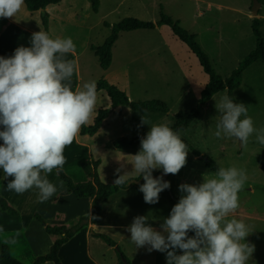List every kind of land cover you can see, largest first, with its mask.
Segmentation results:
<instances>
[{
  "label": "rangeland",
  "instance_id": "1",
  "mask_svg": "<svg viewBox=\"0 0 264 264\" xmlns=\"http://www.w3.org/2000/svg\"><path fill=\"white\" fill-rule=\"evenodd\" d=\"M219 5L250 7L251 12L252 0H99L97 11L91 8L90 0H60L58 4L48 6L47 15L41 10L29 11L22 2L13 3L14 12L10 13L8 9L6 13L31 29L32 34L13 26H6L5 30L0 12V47L13 56L8 65L13 68L11 73L26 74L32 65V49L44 43L43 39L62 49L51 53L44 63L69 60L65 69L67 81L61 85L58 100L51 106L44 101H24L15 81L14 91L8 89V97L2 101L3 117L9 123L48 111H55L56 117L35 127L27 146L22 143V137L6 135L7 144L12 147L7 148L12 151L29 152L43 146L52 150L46 161L42 188L27 169L14 163L13 157L3 156L7 176L0 183V193L11 199L9 202L17 208L19 216L0 211V229L5 231L15 225L28 227V237L36 251L43 253L42 246L51 237L34 214L38 213L49 225H58V221L64 219V215L49 218V205L37 203L43 189L46 194H51L61 187L58 169L73 181H84L82 163L97 161L99 178L111 183L115 175L123 179L139 178L141 170L157 173L158 167H164L166 155L165 151L160 152V147L131 145L117 148L113 141L124 136L156 137L163 133L174 113L195 106L206 75L197 63L199 70L192 65L191 73L184 72V83L181 71L173 68L165 55L167 66H163L161 74H152L148 67H142L144 74H132L131 82H124L123 54L128 47L131 51L138 50L143 43L148 44L147 48L154 44L157 47L159 41H163L166 45L163 43L156 49L159 54L185 51L193 56L187 45L165 25L120 34L112 46L113 64L109 72L99 66L90 45H101L109 35L111 25L125 17L155 22L163 12L178 20L188 32L198 33L212 67L226 78L245 51L240 46V38L248 35L253 38V35L246 17L232 22L228 16L234 14L226 9L219 11ZM208 7L211 10L207 11ZM260 7L258 18L259 12L264 14V0ZM200 11L205 14L200 15ZM236 25L241 28L238 35L232 32ZM261 31L264 36V25ZM74 51L79 53L80 79L77 82ZM133 66L128 65L130 69ZM22 69L25 71L21 72ZM99 79L123 90L130 100H162L169 111L135 112L129 107H119L109 112L95 134L81 135L76 123L79 126L92 124L98 111L110 105L104 90L89 91ZM141 85L151 89H141ZM0 86L3 95V84ZM233 97L238 115L233 113L226 90L219 91L204 104L199 116L181 135L201 155L212 159L218 172L206 167L181 141L172 143L167 182L173 194L195 211L197 219L191 223L196 225V231L184 248H180L178 239L186 229L183 224L187 219L168 201L162 180L151 178L129 191H120L106 203L102 214L105 225L98 226L96 231L112 238L116 246H109L95 234L90 235L88 249L98 264H119L121 254L117 247L130 264H264V62L255 63L243 73ZM77 132L78 140H75ZM66 205L72 207L69 203ZM78 210L81 216H67L65 225L88 217L86 198L80 201ZM67 213L72 212L68 209ZM82 222L88 223V220L82 219ZM4 235L0 232V245H7L1 242ZM64 257L66 264H94L86 257L84 246L79 248L76 256H71L69 249L65 250Z\"/></svg>",
  "mask_w": 264,
  "mask_h": 264
},
{
  "label": "trees",
  "instance_id": "2",
  "mask_svg": "<svg viewBox=\"0 0 264 264\" xmlns=\"http://www.w3.org/2000/svg\"><path fill=\"white\" fill-rule=\"evenodd\" d=\"M23 2L25 7L29 11L41 10L44 12L45 8L57 4L60 0H0V10L5 5L13 2ZM261 4L263 0H258ZM91 8L93 11H97L99 6V0H90ZM45 13V12H44ZM46 14V13H45ZM166 25L172 33L183 43L187 45L190 51L196 56L203 72L208 76V81L202 88L197 103L193 108L188 111H177L173 114V124L165 130L163 133L156 137H121L119 140L113 141V145L117 148H123L125 146L139 145V146H159L166 151L172 149V142L174 140L181 141L191 153L197 157L206 167L218 172V166L215 162L195 149L188 141L182 136L181 132L185 130L190 123L195 120L202 110L204 104L210 100V98L217 92L226 90L227 97L231 103L234 115L237 114L236 102L233 97V91L240 85L242 80L243 71L250 66L253 62L260 60L264 62V37L260 30V19L255 16L251 21V31L255 39V47L251 49L232 70L230 75L226 78H222L212 67L210 59L207 53L202 49L200 44L196 40V36L193 33L188 32L183 28L178 20H173L171 17L160 12V17L157 21H145L135 17H125L111 25V31L105 38L103 43L99 46L90 45V49L93 50L97 57L99 66L102 69L109 67L111 63V48L113 43L118 38V34L123 31H132L139 29H154L156 26ZM46 50L44 43H39L34 46L32 53V65L27 70L24 76H17L13 73H7L3 70L0 71V78H9L17 82L22 98L24 101H29L28 90L32 87H36L40 84L39 74L41 72L55 74L64 78H67L66 66L68 61L59 62L56 64L46 65L43 62V54ZM104 90L109 98V108L100 109L94 118V121L90 125L80 124L79 133L81 135L89 134L93 135L101 127L103 120L108 116L109 112L114 108L129 107L135 112L144 111H156L160 113H167L169 107L165 102L159 99H147V100H130L127 94L118 88L117 86L109 83L106 80L99 79L96 82L94 88L90 89V92ZM55 116V111H48L36 116L25 118L18 122H7L3 117L1 92H0V145L3 147V152L0 153V180L2 177V158L4 155L11 156L16 159H25L33 167L35 171V179L40 182L44 173L43 155L45 149H39L35 152H13L3 145V133L9 132L14 136L27 137L28 131L33 125H41L45 120L51 119ZM165 162V159H164ZM97 161L93 163L90 161L82 163V169L87 177L84 181H73L68 177L61 169L57 170L58 177L64 182L65 188L60 194H72L78 198H88L91 200V212L89 217H81L78 222L72 225H49L45 224L44 219L35 213L34 217L44 225V231L47 234L57 236L51 243L47 252L39 254L31 263H24L15 258L6 244L0 245V264H43L46 261H52L54 264H62L58 257V252L61 246L66 243L75 233H77L87 223L80 221L86 219L91 223H96L100 217L103 203L109 198V196L120 189H125L130 185H133L134 178L123 179L118 175L113 177L111 183L103 182L96 171ZM143 172V174L147 173ZM142 175V174H141ZM138 178V177H137ZM151 178H144L142 182L150 180ZM167 199L174 207L176 212L180 215H184L190 225L184 230L182 235L178 239V245L184 246L186 242L194 235L196 231V225L192 226L191 223H195L196 213L189 205L183 202L179 197L173 194L170 186L164 185ZM0 209L8 212L11 215H17L18 210L13 207L8 200L0 193ZM96 236L101 237L109 246H116V242L104 233H94ZM118 252L121 254L119 258V264H130L129 260L122 254L120 248ZM166 264H174L173 262H167Z\"/></svg>",
  "mask_w": 264,
  "mask_h": 264
},
{
  "label": "crops",
  "instance_id": "3",
  "mask_svg": "<svg viewBox=\"0 0 264 264\" xmlns=\"http://www.w3.org/2000/svg\"><path fill=\"white\" fill-rule=\"evenodd\" d=\"M19 2H21V1H19ZM13 3H15V2H13ZM13 3H8L7 5H5V7L2 10H0L1 14L4 17V23L2 25L4 27H6V26L7 27L8 26L18 27L19 29H21L23 31H26L29 34H32L33 32L31 31V29L27 28L22 23L19 24L17 21H14L13 17L10 16V15H8L6 13L8 9H9L8 12H10V13L14 12V9L15 8H13V7H15V6H13ZM219 8H220L219 11H222V9H226L228 12H231V13L234 14V16L232 14H231V16H228L229 18H231V21L232 22L239 21L241 19V17H246V20H247L248 24H250V27H251V21H252V18L254 17V15H252V13L250 12V7L241 8V7H235V6H226V5L223 6V5H219ZM260 8H259V10H260ZM48 10H49L48 7H46L45 10H44V12L46 13V15L48 14ZM209 10H211L210 7L207 8V11H209ZM38 11H40V10H38ZM199 13H200V15H204L205 14L204 11H200ZM258 16H259V19H260V30H261L262 25H264V14H261L259 12V15ZM161 26H163V25H161ZM7 27L5 28V30L7 29ZM158 27L159 26H156L154 29H156V28L158 29ZM240 30H241V28L239 27V25H236V30H232V32L235 33L236 35H238L240 33ZM129 32H131V31H123V32H120L118 34V38H119V35L120 34H122V33H129ZM195 36L197 38V41L200 43V46L207 53V51L205 50L203 44L198 39V33H196ZM251 37H252L251 35H248L247 37L240 38V40H239L240 41V46L243 47L245 51H244L242 57L240 59H238L239 61L251 49H253L255 47L254 39H253L254 36H253V38H251ZM118 38L116 39V41L113 44H115L118 41ZM43 40H44V43L46 45V50H45V52L43 54V62H44L45 58L49 57L51 53H57V51H60L62 49L60 47L55 46L53 43L46 41L45 39H43ZM163 43H164V45H166L165 42H163V41L160 42L159 41V43H158L159 46H157V47H155V44H154L152 46L149 45V48H147V45L148 44L143 43L142 44L143 46H141L138 50L135 49V50H132L131 51V48L130 47L124 49L123 58H124V64H125V66L123 68L124 72H122L124 82H131V75L132 74H134V75L135 74L136 75L137 74L138 75L144 74L145 70L142 69V67H148L149 72L152 73V74H161V70H162L163 66H167V64H166V62L164 60V58H165L164 56L165 55L169 57L170 65L173 68L178 69V70L181 71V76H182L181 78H182V81L184 83H186V79H185V76H184L185 73L184 72H187L188 71L189 73H191L190 71L192 70L191 69V66L192 65H194V69L199 70V68H197L198 66H196L197 63L199 65V67L201 68V66H200V64H199L196 56L190 51L189 48H188L189 51L192 53V55L195 58H192L193 56H190L191 54H188V52H185V51H182V52H176V51L175 52H172V51H170L167 54H165V53L159 54V51H156V49H159L160 46H161V44H163ZM73 53L74 54L72 55V57H73V61L75 63L74 64L75 65V68H76V70H75V76H76V82H77V80L80 79V72H79V70L77 68V66H78V55H79V53H75V51ZM111 54H112V48H111ZM12 58H13V56L9 52L4 51V49L0 47V61H1L0 62V69L1 70H3V71L7 70L6 72L11 73L10 70L11 69L13 70V68H11V67L9 68L8 65L13 61ZM31 58H32V53H31ZM194 59H196V60H194ZM188 60H190V61H188ZM65 61H68L69 62L68 59H65ZM259 61L260 60H257L255 62H253L250 66H248L243 71V73L247 69H249L250 67H253V65L255 63L259 62ZM135 62H137V63H135ZM261 62H263V61H261ZM44 64L49 65V63H44ZM112 64H113V55L111 57V63L109 65V67L106 68V69H104V71L109 72L110 71V67H111ZM132 64H134V66L132 68L133 70L128 67V65H132ZM237 64H236V66H237ZM26 65H27V63H26ZM201 70H202V68H201ZM24 71H25V69H22L21 72H24ZM117 71H120V70H117ZM21 72H20V74H21ZM243 73H242V77H243ZM206 77H207V80H205V79L203 80L204 85L208 81V76L206 75ZM58 78H60V79H58ZM39 79H40V84L38 86L32 87V88H30L28 90V92H29V101H32V102H40V103H43V101H44V102H48L49 105H47V106H51L53 104V101L58 100L59 93L61 92V88H62L61 85L62 84L65 85L64 82L67 81V80L64 77H61V76H58V75H55V74H51V73H46V72H41L39 74ZM241 82H242V80H241ZM13 83H14V80H11V79H9L7 77L0 78V84H3V87H4V94H3L4 97H3L2 90H1V86H0L1 102L8 97V93H7L8 92L7 91L8 89H10V91L11 90L14 91L15 86H13ZM125 85H123V89L124 90H126V87H124ZM204 85H203V87H204ZM118 86H119V84H118ZM3 87H2V89H3ZM76 88H77V86H76ZM140 88L141 89H147V90L151 89V88H148V87H145V86L142 87V85L140 86ZM185 88L188 89V87H186V86H185ZM60 99H61V96H60ZM115 109H117V108H114L113 110H115ZM158 113H160V112H158ZM54 117H56V116H54ZM53 118L45 120L41 125H33L30 128V130L28 131L27 137L26 138H23L22 137V139H23L22 140V143L25 146L29 145V143H30L29 140L31 138V135H32L33 130L35 129V127H41L45 122L51 121ZM173 121H174V118L171 119L169 121V123L166 125V126H168L167 128H169L173 124ZM151 124H154V123H151ZM78 127H79V125H78V123H76V128H78ZM183 132H184V130L181 132V135L183 134ZM7 134H11V133H9V132H4L3 133V140H4L3 141V145L6 148L8 146L11 147L10 145L7 144V140H6V137H7L6 135ZM77 135H78V132L74 134L75 140H78V136ZM15 137H18V136H15ZM80 144H82V145H84L86 147L88 146L85 143H80ZM39 149H45V153H44V155L42 157L43 163H44V173H43V177H42V179H41L40 182H37L36 179H35V181L39 185V187H41V186L43 187V185L45 183V165H46V161H48V155H49V153H50V151L52 149L50 147H44L43 146V147H37L35 150H32V152H35V151H37ZM163 151H165V150L162 147H160V152L163 153ZM13 152H16V151H13ZM171 152H172V149L169 151V154ZM14 161H15L14 163L20 165L21 168L27 169L32 174V176L35 178V171H34L33 167L28 163L27 160L14 158ZM2 163H3V158H2ZM163 169H164V167H162V169L158 167V171L157 172H159L160 170H163ZM143 172H146V169L140 171V173H139L140 176H141V174H143ZM6 176H7V173L5 172V170L3 168V164H2V177H1L0 183L5 181ZM128 178L137 179V177H128ZM128 178H126V179H128ZM86 180H87V177H86ZM61 184H62L61 187L59 189H57L58 191H54L51 194H46V192L43 189L42 192H39V199H38V202H37V203H39L41 205L42 204H44V205L48 204L49 205V209L51 210L47 214V216L49 215V218H53V217L56 218L57 216L60 217L62 215L65 216V217H62V218H64L62 221H58V223H57L58 225L66 224V218L69 215H73L74 217L81 216L82 213H80V211L78 210L79 209V203H80V201L82 199H85V198L75 197L72 194H60V192L62 190H64V188H65V184H64L63 181H62ZM133 186H138V184H135L134 183L133 185H130L129 187H127L125 189H120L117 192L111 194L109 196V198L103 203L102 210H101V213H100V217L97 220V222L96 223H91L89 221V219H88V223L84 227H82L77 233H75V235H73L66 243H64L61 246V248H60V250L58 252V257L61 260L62 264H66L65 257H64V251L65 250L69 249L70 250V253H71V256H76L77 252L79 251V248H81L83 246L85 247V255H86V257L90 261H92V263L98 264V262L96 261V259H94L91 256L90 252H89V249H88V242L89 241H87V240H88V238H89L90 235H94V233H98V231H96V229H97L98 226H104L105 225V223H103V221H102V214L104 212L105 205L109 201V199L111 200L113 197H115L114 195H116L117 193H119L122 190L123 191H129L130 189H132ZM71 196L74 197V198L73 199L70 198ZM86 199H87V204H88V212H89V215H90V212H91V200L88 199V198H86ZM7 200H8V202L9 201L12 202L10 198H7ZM67 203L71 204L72 207L67 208L66 207L67 206L66 205ZM68 209L72 213L68 214L67 213ZM0 211L3 212V213L5 212V211H3L1 209H0ZM18 214H19V212H18ZM18 214L17 215H12V216H14V217L19 216ZM89 215H88V217H89ZM53 222H57V220L56 221L53 220ZM45 224L47 225L48 222L45 221ZM183 225L186 226V228H187L190 225V223L187 221ZM0 226H2V225H0ZM42 228L44 229V225H42ZM0 232L5 234L4 237H3V239H1V242L7 243L8 247L10 249L11 254L14 257H16L18 260H20L21 262H24V263H31L35 259V257L37 255L43 254L44 252H47L48 251L47 248L50 247L51 243L57 237L55 235L48 234L49 237H51L52 239L51 238H48V243H46V244H44L42 246L43 253H39L41 251H38V252L36 251L35 245H34L32 239H30L28 237L29 236V232H30L28 230V227H25V226H19L18 227L16 225L15 226H9L8 229H6L5 231L2 230V228H1L0 229ZM80 239H82V240H80ZM184 246H182L180 248H184ZM49 263H53V262L52 261H46L43 264H49Z\"/></svg>",
  "mask_w": 264,
  "mask_h": 264
},
{
  "label": "water",
  "instance_id": "4",
  "mask_svg": "<svg viewBox=\"0 0 264 264\" xmlns=\"http://www.w3.org/2000/svg\"><path fill=\"white\" fill-rule=\"evenodd\" d=\"M260 5H261V3L258 0H252L251 13H252V15H254V17L257 16ZM2 152H3V147H2V145H0V153H2ZM165 155H166L164 158L165 159V165H164L163 170H161L157 173H145V174L141 175L139 178L134 179L133 182L135 184H140L144 178H152V179H159L160 178L162 180V183L164 185H167L168 184L167 178L169 175V168H170V165L172 163V157L170 156L169 151H166V150H165Z\"/></svg>",
  "mask_w": 264,
  "mask_h": 264
}]
</instances>
